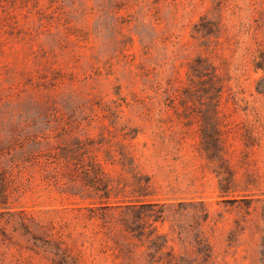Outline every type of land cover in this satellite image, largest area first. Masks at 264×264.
<instances>
[{"label":"rangeland","instance_id":"rangeland-1","mask_svg":"<svg viewBox=\"0 0 264 264\" xmlns=\"http://www.w3.org/2000/svg\"><path fill=\"white\" fill-rule=\"evenodd\" d=\"M201 16L220 33L194 38ZM198 55L228 73L215 106L184 92ZM263 56L264 0H0V141L51 126L53 143L91 140L113 179L132 181L131 158L150 176L142 220L65 212L84 264H264ZM212 119L222 159L203 151ZM71 202L88 201L28 192L17 205ZM28 245L0 223V264H41Z\"/></svg>","mask_w":264,"mask_h":264},{"label":"trees","instance_id":"trees-1","mask_svg":"<svg viewBox=\"0 0 264 264\" xmlns=\"http://www.w3.org/2000/svg\"><path fill=\"white\" fill-rule=\"evenodd\" d=\"M193 32L194 38H208L218 35L220 26L217 21L201 16ZM254 69L264 70V56L255 60ZM227 75V71L218 73L209 57L198 55L190 65L184 92L187 96L207 95L208 104L215 106L214 99L229 89ZM50 128L55 135L28 132L0 141V223L11 225L13 231L27 238L29 245L25 248L40 256L41 264H84L75 252V245L67 240L69 235L62 230L65 212L115 207L130 211L137 220H142L143 211L155 205L148 199L152 195V182L150 176L135 172L132 158L127 171L132 181L113 179L95 154L91 140L62 139V143H53L51 139L60 134L58 128ZM221 138L222 132L212 119L202 134L203 151L208 157L221 153L223 158ZM227 172L229 177L224 183L219 182L221 192H226L231 182V172ZM28 192L88 202L66 204L74 205L71 208L64 204L39 205V209L17 205ZM4 230L1 228V235L6 237Z\"/></svg>","mask_w":264,"mask_h":264}]
</instances>
